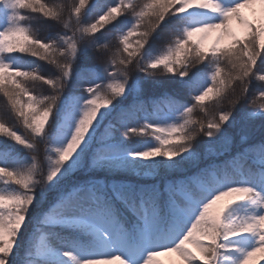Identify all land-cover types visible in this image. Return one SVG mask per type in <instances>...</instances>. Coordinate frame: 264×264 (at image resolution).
<instances>
[{
    "label": "snow or ice",
    "instance_id": "6c2138e0",
    "mask_svg": "<svg viewBox=\"0 0 264 264\" xmlns=\"http://www.w3.org/2000/svg\"><path fill=\"white\" fill-rule=\"evenodd\" d=\"M0 96V264H264V0H0Z\"/></svg>",
    "mask_w": 264,
    "mask_h": 264
},
{
    "label": "trees",
    "instance_id": "16d2710c",
    "mask_svg": "<svg viewBox=\"0 0 264 264\" xmlns=\"http://www.w3.org/2000/svg\"><path fill=\"white\" fill-rule=\"evenodd\" d=\"M50 2H51V0H50ZM101 2H104V0H101ZM36 26L41 27V25L38 22L36 23ZM40 34L45 35L46 33L44 31H41ZM253 92H255V88L253 89ZM45 94H47V92ZM3 106H4V100H3V97L0 96V113H3ZM225 107H227V106L225 105ZM196 115L198 117H200L201 113H199L197 111ZM121 131H123V129H121ZM203 140H204V137H200L199 142H203ZM0 142H2V141H0ZM40 147H41V156H43V145H41Z\"/></svg>",
    "mask_w": 264,
    "mask_h": 264
},
{
    "label": "rangeland",
    "instance_id": "374dc122",
    "mask_svg": "<svg viewBox=\"0 0 264 264\" xmlns=\"http://www.w3.org/2000/svg\"><path fill=\"white\" fill-rule=\"evenodd\" d=\"M161 259L167 261L168 258L167 257H161Z\"/></svg>",
    "mask_w": 264,
    "mask_h": 264
}]
</instances>
